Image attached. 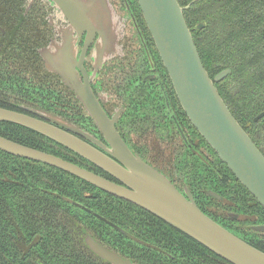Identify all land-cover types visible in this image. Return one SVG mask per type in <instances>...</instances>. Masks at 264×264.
<instances>
[{
	"label": "flooded vegetation",
	"instance_id": "flooded-vegetation-1",
	"mask_svg": "<svg viewBox=\"0 0 264 264\" xmlns=\"http://www.w3.org/2000/svg\"><path fill=\"white\" fill-rule=\"evenodd\" d=\"M105 1L107 9L102 8L101 0H0V102L46 121H50L46 114L58 118L71 129L58 126L122 164L108 151L113 150L111 144L87 110L85 97L92 98L130 151L168 177L182 194L188 189L197 204L196 188L188 181L197 174L192 164L200 155L207 165L211 162L209 148L201 143L200 133L180 105L138 0ZM46 55L53 62L66 61L64 75L53 70L56 64L52 69L46 67ZM186 149L193 150V159L186 161ZM84 165L125 186L96 164L89 161ZM213 170H207L206 176L211 177ZM210 181L203 191L219 203L205 205L210 214L197 206L264 251V211L255 197L245 192L227 197L224 187L218 191L209 188ZM125 201L140 217L156 216ZM107 221L113 222L104 221L112 229L127 234ZM208 257L214 258L213 254Z\"/></svg>",
	"mask_w": 264,
	"mask_h": 264
},
{
	"label": "trees",
	"instance_id": "trees-1",
	"mask_svg": "<svg viewBox=\"0 0 264 264\" xmlns=\"http://www.w3.org/2000/svg\"><path fill=\"white\" fill-rule=\"evenodd\" d=\"M191 1L178 0L181 6ZM183 12L210 77L231 69L214 84L232 115L264 154V116L253 120L264 110V0H194ZM200 22L204 23L202 28H198ZM0 106L10 107L1 102ZM0 135L81 166L89 162L14 122L0 121ZM199 138L209 148L211 160L207 165L200 155L192 164L197 174L194 178L189 175L200 208L209 213L205 205L219 203L203 191L210 180L208 187L216 191L224 187L227 197L245 192L254 198L211 146ZM192 151L186 149V161L193 159ZM211 167L213 175L207 177ZM93 212L127 234L112 229ZM140 215L129 202L69 172L0 150V264H109L87 248L83 238L87 232L139 264H232L156 216Z\"/></svg>",
	"mask_w": 264,
	"mask_h": 264
},
{
	"label": "water",
	"instance_id": "water-1",
	"mask_svg": "<svg viewBox=\"0 0 264 264\" xmlns=\"http://www.w3.org/2000/svg\"><path fill=\"white\" fill-rule=\"evenodd\" d=\"M101 1L102 8H106V1ZM193 1L184 6L178 0H138V3L188 119L238 181L264 208V154L232 115L214 84L230 74L231 69H223L211 78L201 61L183 12ZM103 19L107 21L104 14ZM203 25L200 22L198 28ZM45 61L48 69L56 64L53 70L62 75L67 70L66 61L53 62L47 55ZM92 101V98L85 97L87 110L111 144L113 150L108 151L122 164L67 131L71 126L50 114L44 115L50 120L46 121L0 106V121L14 122L43 134L103 168L120 179L125 186L58 155L2 135L0 150L55 166L110 194L135 203L232 264H264V251L217 223L197 206L188 189H185L186 195L182 194L168 177L133 154L110 125L100 107ZM263 116L264 110L253 120ZM58 125H64L66 129ZM100 218L106 221L105 218ZM107 222L119 229L113 223ZM85 243L95 255L110 264H139L108 249L88 233Z\"/></svg>",
	"mask_w": 264,
	"mask_h": 264
}]
</instances>
